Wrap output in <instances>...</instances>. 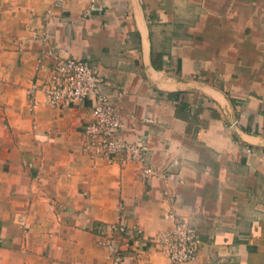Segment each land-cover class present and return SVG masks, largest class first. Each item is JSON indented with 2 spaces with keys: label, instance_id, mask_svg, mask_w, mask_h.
I'll return each mask as SVG.
<instances>
[{
  "label": "crops",
  "instance_id": "0c3cea01",
  "mask_svg": "<svg viewBox=\"0 0 264 264\" xmlns=\"http://www.w3.org/2000/svg\"><path fill=\"white\" fill-rule=\"evenodd\" d=\"M51 2L0 0V264H114L116 251L167 264L152 238L170 210L199 231L184 264H264V0H72L48 16ZM49 52L90 62L120 137L145 142L169 178L97 155L92 101L29 98ZM120 220L138 239L111 229Z\"/></svg>",
  "mask_w": 264,
  "mask_h": 264
},
{
  "label": "built area",
  "instance_id": "2783aa9c",
  "mask_svg": "<svg viewBox=\"0 0 264 264\" xmlns=\"http://www.w3.org/2000/svg\"><path fill=\"white\" fill-rule=\"evenodd\" d=\"M72 0H52L46 14L53 16L55 10ZM48 61L40 56L36 60V70L45 66L49 74L41 83L32 82L27 90L28 96L34 101L37 93H41L47 105L54 109L69 108L84 101H92L90 106L91 121L84 125L83 133L87 137L88 145L97 155L106 159L108 163L121 161H136L142 165L140 176L143 179L160 177L166 180L171 172L159 171L151 163V154L145 142H129L120 137L123 121L120 110L113 98L105 91V82L91 66L90 62L78 58H62L49 52ZM46 61L48 63L46 64ZM239 123L235 119L230 128ZM251 151L250 149L247 150ZM264 156V155H263ZM162 195L168 204L175 202L174 196L165 188ZM173 225L169 231L161 232L152 240L159 244L167 255V264H184L193 260L200 248L201 239L198 229L175 210H170ZM111 229L124 239H138L141 234L136 228H127L122 220L113 225ZM114 251L112 241L102 242ZM114 264H121V254Z\"/></svg>",
  "mask_w": 264,
  "mask_h": 264
},
{
  "label": "trees",
  "instance_id": "16d2710c",
  "mask_svg": "<svg viewBox=\"0 0 264 264\" xmlns=\"http://www.w3.org/2000/svg\"><path fill=\"white\" fill-rule=\"evenodd\" d=\"M0 226H1V223H0Z\"/></svg>",
  "mask_w": 264,
  "mask_h": 264
},
{
  "label": "rangeland",
  "instance_id": "374dc122",
  "mask_svg": "<svg viewBox=\"0 0 264 264\" xmlns=\"http://www.w3.org/2000/svg\"><path fill=\"white\" fill-rule=\"evenodd\" d=\"M27 95H28V93H27Z\"/></svg>",
  "mask_w": 264,
  "mask_h": 264
}]
</instances>
